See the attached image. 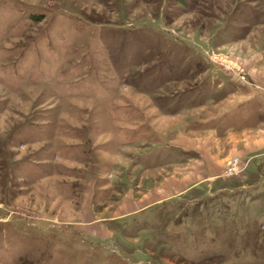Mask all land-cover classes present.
Listing matches in <instances>:
<instances>
[{
  "label": "rangeland",
  "instance_id": "obj_1",
  "mask_svg": "<svg viewBox=\"0 0 264 264\" xmlns=\"http://www.w3.org/2000/svg\"><path fill=\"white\" fill-rule=\"evenodd\" d=\"M0 264H264V0H0Z\"/></svg>",
  "mask_w": 264,
  "mask_h": 264
},
{
  "label": "built area",
  "instance_id": "obj_2",
  "mask_svg": "<svg viewBox=\"0 0 264 264\" xmlns=\"http://www.w3.org/2000/svg\"><path fill=\"white\" fill-rule=\"evenodd\" d=\"M227 165H228V171L230 173L234 172L238 166V161L237 159H230L228 162H227Z\"/></svg>",
  "mask_w": 264,
  "mask_h": 264
}]
</instances>
